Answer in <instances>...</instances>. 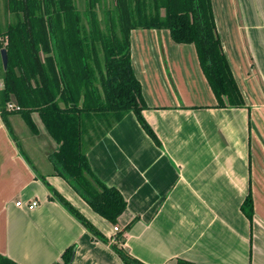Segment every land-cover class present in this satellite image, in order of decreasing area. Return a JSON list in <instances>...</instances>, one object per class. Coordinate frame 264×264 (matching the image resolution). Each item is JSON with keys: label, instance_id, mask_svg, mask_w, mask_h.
Segmentation results:
<instances>
[{"label": "crops", "instance_id": "0c3cea01", "mask_svg": "<svg viewBox=\"0 0 264 264\" xmlns=\"http://www.w3.org/2000/svg\"><path fill=\"white\" fill-rule=\"evenodd\" d=\"M212 4L246 107H218L194 44L175 43L168 29H133L142 113L160 143L129 112L89 150L94 173L127 201L118 224L54 173L50 155L59 144L38 112L37 133L29 128L33 135L20 140L0 112V256L56 264L76 245L73 264H124L112 243L133 222L122 246L144 264H264V0ZM17 116L26 124L18 113L9 121L19 131ZM49 185L107 242L51 199ZM250 188L252 223L242 211Z\"/></svg>", "mask_w": 264, "mask_h": 264}, {"label": "trees", "instance_id": "16d2710c", "mask_svg": "<svg viewBox=\"0 0 264 264\" xmlns=\"http://www.w3.org/2000/svg\"><path fill=\"white\" fill-rule=\"evenodd\" d=\"M6 6H11L12 19L0 29V55L5 47L9 57L6 69L0 64L2 117L16 138L9 116L21 114L37 133L32 113L38 112L59 144L50 155L54 173L114 225L127 201L94 173L89 150L129 112L160 143L142 113L146 108L142 85L131 61L133 29H168L175 43L194 44L218 107H246L218 33L212 0H85L83 9L78 0H7ZM11 102L21 109L9 110ZM49 189L51 199L64 205L94 237L107 242L54 187ZM242 211L252 223L251 188ZM132 225L116 236L112 246L124 264H144L122 246ZM75 254L76 245H71L63 252L62 263L56 264H73ZM0 264L17 263L0 256Z\"/></svg>", "mask_w": 264, "mask_h": 264}, {"label": "rangeland", "instance_id": "374dc122", "mask_svg": "<svg viewBox=\"0 0 264 264\" xmlns=\"http://www.w3.org/2000/svg\"><path fill=\"white\" fill-rule=\"evenodd\" d=\"M110 1V0H109ZM7 0H0V29L1 28H5L7 25L8 20L12 19V14L10 12H8V10H11V6H6ZM85 0H78V4L80 6L81 9H83ZM8 12V13H7ZM3 39H0V48L2 45ZM1 55H0V64H1ZM3 82L2 79H0V90L3 89ZM13 103V102H12ZM16 104V103H14ZM17 119H19V123H20V129L18 130H14V134H17V138L19 139V137L21 136H32V132L29 129V127L23 122V120H20V116H17ZM27 133V134H25ZM25 138V137H24ZM22 139V138H21ZM20 140V139H19Z\"/></svg>", "mask_w": 264, "mask_h": 264}, {"label": "built area", "instance_id": "2783aa9c", "mask_svg": "<svg viewBox=\"0 0 264 264\" xmlns=\"http://www.w3.org/2000/svg\"><path fill=\"white\" fill-rule=\"evenodd\" d=\"M8 109L9 110H20L21 107L11 102V103L8 104ZM17 205L21 206L22 205V202L21 201H18L17 202ZM38 205H39L38 201L35 200V201H32L31 203L28 204V208L29 209H34ZM114 229L116 231H119V227L118 226H115Z\"/></svg>", "mask_w": 264, "mask_h": 264}, {"label": "water", "instance_id": "95a60500", "mask_svg": "<svg viewBox=\"0 0 264 264\" xmlns=\"http://www.w3.org/2000/svg\"><path fill=\"white\" fill-rule=\"evenodd\" d=\"M1 58L3 62V66L6 69L8 66L9 57H8V50L5 47L1 49Z\"/></svg>", "mask_w": 264, "mask_h": 264}]
</instances>
